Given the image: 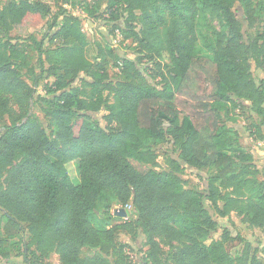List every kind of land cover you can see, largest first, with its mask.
Masks as SVG:
<instances>
[{
	"label": "trees",
	"instance_id": "16d2710c",
	"mask_svg": "<svg viewBox=\"0 0 264 264\" xmlns=\"http://www.w3.org/2000/svg\"><path fill=\"white\" fill-rule=\"evenodd\" d=\"M54 1L56 12L48 0H4L0 7V208L8 217L3 235H15L10 227L26 229L17 250L28 264H40L51 252L63 264H127L120 234L139 230L146 236L140 250L147 247L141 257L147 264H258L248 245L233 256L232 248L245 241L241 235L226 231L204 241L218 229L214 214L234 212L264 230V186L254 155L216 106L228 101L264 116V79L258 84L248 63L253 59L264 71V27L244 42L232 9L240 2L254 27L264 0H80L89 16L106 6L114 19L109 37L121 28L140 46L128 57L110 43L95 42L96 60L88 56L91 42L81 15L70 11V0ZM122 7L130 29L118 19ZM201 9L224 25L207 57L194 53ZM50 16L46 39H37L30 28ZM24 37L39 54L30 67ZM164 51L172 64L161 58ZM110 60L119 67L116 82L110 80ZM23 67H29L26 77ZM155 78L160 87L151 82ZM35 103L54 123L55 138L31 112ZM152 139L168 144L166 169L141 170L134 163L155 166ZM71 162L78 177L70 174ZM187 169L206 182L203 189L186 185L181 173ZM129 203L134 216L112 223L113 206ZM3 235L0 256L8 250ZM160 241L173 247L165 250ZM85 247L96 249V256H83Z\"/></svg>",
	"mask_w": 264,
	"mask_h": 264
},
{
	"label": "rangeland",
	"instance_id": "374dc122",
	"mask_svg": "<svg viewBox=\"0 0 264 264\" xmlns=\"http://www.w3.org/2000/svg\"><path fill=\"white\" fill-rule=\"evenodd\" d=\"M53 5V11H58L59 7L55 4L54 0H48ZM79 1L80 0H70L69 2V9L71 12H74L77 15H81L83 19V30L87 34L88 40L91 42V45L88 48V56L92 60H96V54L94 50V43L101 42L103 45L110 43L113 50L122 56L128 57H135L140 46L132 39L131 34L129 32L123 31L121 28H117L114 32L113 37H109L110 28H112V20H114L111 15L107 12L106 6L103 4L98 8L96 11L95 16H89L87 13H83L82 10L79 8ZM96 1V0H91ZM4 0H0V7H2V3ZM117 4L114 6L116 7ZM233 11L236 14V17L241 21V33L243 34V41L247 42V38L249 36H256L258 31L264 27L262 25V20L264 19V11L260 10L257 14V23L254 27H250L248 20L246 19V15L244 14L243 5L240 2H236L233 6ZM121 15L119 16V20L121 21V25L125 26L126 28L129 26L126 24L124 20V15L127 13L125 8H121L120 12ZM52 16L41 22L40 24L33 26L30 28V32L34 34L37 39H46V33L48 29V20L52 19ZM129 23V22H128ZM135 29L139 30L140 25L134 23ZM195 32H196V42H195V55L207 57L214 53L217 43V35L223 28V21L222 19L209 11H205L201 9L200 13L198 14L196 21H195ZM128 27L127 29H130ZM21 43H23V47H26L27 53V60L28 65H35L38 63L39 54L32 42L29 39H21ZM161 58L171 63L170 56L167 51L163 52ZM205 59V58H203ZM250 70L256 82L260 84L261 80L264 79V71L262 68L256 65L253 59L249 60ZM172 64V63H171ZM29 67H23L22 75L26 77L28 74ZM110 80L116 82L120 80V72L119 67L116 65L114 60H110V65L108 67ZM51 80V78H50ZM160 78L151 79V82L154 84H158L157 86H161ZM47 82V79L44 78L40 85L37 87V93L42 89L43 83ZM35 86V85H34ZM218 114L223 121V123L230 128H234L239 131L240 138L242 144L247 147L250 151H252L255 162L257 163V167L259 172L257 174V179L261 183V186H264V116H257L251 110L245 109L243 111L238 110L234 107L232 102H225V103H216ZM31 112L38 116L42 125L46 128L48 133L52 138H55L54 133V123L49 120L45 116V112L42 111L41 106L38 104H34L31 107ZM103 113L99 114L100 122L105 127L106 122L103 118ZM8 122V119L6 120ZM150 144L154 147V150L157 154V160L155 166L147 163L136 162L134 161L135 165L140 168L141 170H148L149 168H156L158 169H166L169 166V149L168 144L166 142H161L157 140H150ZM70 174L73 177H78L76 164L71 162L69 164ZM207 175V174H204ZM181 177L184 179L186 185L188 187H192L194 185H198L201 189L204 188V184L206 182L198 176L195 170L187 169L183 173H181ZM74 182H78L79 178H74ZM258 186V184H257ZM252 195L256 198L259 195V190H256ZM206 203H209L206 201ZM130 204V203H129ZM125 205H114L112 208V212L114 216L112 217V223H121L127 220L129 217H133L134 213L129 212L132 211L133 206L132 204L130 208H125ZM121 208L126 210V215L121 214ZM133 213V214H132ZM217 219H219V226L218 229L211 234V237L206 239L204 242L205 244H209L213 239H220L222 235L229 231L232 235H241L244 242H241L235 248H232L233 256L240 255L244 252L245 246H250L249 252L250 256L253 254L259 257L258 264H264V230L258 226H254L247 222H244L241 217H239L236 213H231L230 216L227 217H220L214 214ZM0 221L2 227L0 228V233L3 235L7 231V229H3V227L8 223V217L6 215V211L0 208ZM182 230L183 227H180ZM18 227H10L11 232H15L13 237L9 235H3L6 239V246H7V253L0 256V264H28L25 262L24 257L22 255L21 250H17V244H23L26 242L27 239V231L26 229H21L18 231ZM120 241L126 244V251L129 254V260L127 264H142V255L145 254L147 247L145 246L144 249L141 251V247L143 243L146 241L145 234L139 230L137 235H130L127 233L120 234ZM176 242H173V244ZM161 246L168 250L170 247L167 244H164L163 241H160ZM177 244V243H176ZM83 256H96L97 250L94 248L85 247L82 250ZM40 264H63L60 260L59 254L56 252H51L47 257L40 258L37 260ZM216 264V263H210Z\"/></svg>",
	"mask_w": 264,
	"mask_h": 264
},
{
	"label": "water",
	"instance_id": "95a60500",
	"mask_svg": "<svg viewBox=\"0 0 264 264\" xmlns=\"http://www.w3.org/2000/svg\"><path fill=\"white\" fill-rule=\"evenodd\" d=\"M120 210H121V214L125 216L127 213L126 210L124 208H121ZM142 264H147V263L143 262Z\"/></svg>",
	"mask_w": 264,
	"mask_h": 264
},
{
	"label": "built area",
	"instance_id": "2783aa9c",
	"mask_svg": "<svg viewBox=\"0 0 264 264\" xmlns=\"http://www.w3.org/2000/svg\"><path fill=\"white\" fill-rule=\"evenodd\" d=\"M130 207H131V205L130 204H127L125 208H130Z\"/></svg>",
	"mask_w": 264,
	"mask_h": 264
}]
</instances>
